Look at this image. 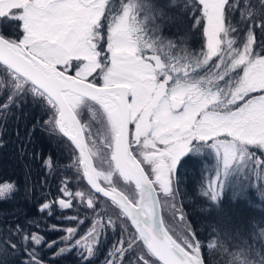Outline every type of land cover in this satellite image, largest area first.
<instances>
[{
    "label": "snow or ice",
    "instance_id": "6c2138e0",
    "mask_svg": "<svg viewBox=\"0 0 264 264\" xmlns=\"http://www.w3.org/2000/svg\"><path fill=\"white\" fill-rule=\"evenodd\" d=\"M234 3L192 0L191 7L185 5L172 15L166 7L177 0L152 8L127 3L115 14L106 12L108 0H0V28H13L12 34L0 31V65L10 76L0 86V94L7 93L0 112L7 115L29 94L42 100L48 119L40 127L54 126L79 150L76 163L82 166L87 184L118 209L113 219L103 203L97 207L91 193L73 191L69 180L61 179L59 192L65 198H58L59 209L76 213L63 217L75 219L76 227L51 226L66 233L54 258L75 248L80 264H88L107 240L105 229L110 228L118 238L102 264H203L194 237L182 236L178 241L169 234L157 211L156 193L159 189L175 199L173 177L180 159L211 146L219 157L220 171L207 184L205 194L215 201L228 170L243 161L238 149L243 147L252 156H256L252 148L264 152V39L257 45L251 19L242 39L233 35L238 31L231 23ZM259 4L264 14V0ZM185 12L192 13L191 26L177 42L163 38V26ZM149 21L152 37L145 39ZM258 26L264 37V20ZM193 27L203 37L198 54L189 46ZM164 39L184 55L162 59L157 52ZM90 103L98 106L110 130L106 147L111 150L112 168L126 183H134L135 195L112 186L113 171L92 167L93 153L85 143V135L91 136L90 126L78 119V109ZM255 164L264 165V159L256 156ZM42 166L55 170L50 156ZM101 179L107 188L101 186ZM15 190L12 183L0 184V199ZM172 208L184 220L182 209L175 203ZM38 210L50 216L53 201L44 200ZM101 211L108 215L106 225L97 219ZM89 218L90 226L81 233L79 226ZM8 232L19 236L21 244L5 239L0 264H44L37 253L38 246L45 244L42 235L20 226ZM56 243L50 241L46 247ZM20 247L23 258H18Z\"/></svg>",
    "mask_w": 264,
    "mask_h": 264
},
{
    "label": "trees",
    "instance_id": "16d2710c",
    "mask_svg": "<svg viewBox=\"0 0 264 264\" xmlns=\"http://www.w3.org/2000/svg\"><path fill=\"white\" fill-rule=\"evenodd\" d=\"M122 1L125 6L130 2V0ZM191 2L192 0H177V4L166 7V11L176 15L185 5L191 7ZM196 2L198 3V0ZM131 3L137 5L144 3L142 7L152 8L153 6L165 7L171 4L172 0H149L146 3L145 0H132ZM234 8L231 23L238 31L233 35H236L238 40L242 39L251 19L255 22L254 36L258 45L261 39H264L258 26L260 20H264L259 0H235ZM143 15L144 13L141 12L140 19H143ZM183 16L163 26L161 33L163 38H171L173 42H177V38L192 24L191 12H185ZM146 29H148V35L145 39H151L150 21L146 22ZM0 31L12 34L13 28H0ZM192 32L194 35L189 40V46L192 52L198 54L203 37L195 34V27L192 28ZM157 54L162 59L184 55L179 47L176 49L169 47L167 39H164L163 44L158 45ZM6 74L9 75L5 67L0 65V86L5 84V82L2 84L1 79L6 80L3 78ZM6 98L7 93L0 94V104ZM39 102L41 101L28 95L18 107H11L7 115L0 112V184L12 183L16 186L13 193L0 199V230L4 231L0 233V245L7 239L19 246L21 244L19 236H13L8 230L20 226L28 233L35 232L44 237L45 244L38 246L37 250L44 264H80V257L75 248L66 255L55 258L53 256L59 247L63 246L59 242V237L65 232L51 230V226H57L59 229L76 227L75 219L63 218L74 217L76 213L71 209L64 211L59 209L58 198H65L59 192L60 180L67 178L69 187L73 191L86 189L91 192L97 201L98 208L101 203L104 205L108 202L94 194L84 184L77 166L73 165L76 152L69 141L62 137L54 126L40 127L48 119V115L45 108L39 107ZM34 126L35 130H33ZM49 128L51 131L48 130ZM49 156L52 158L54 171L42 166L43 160ZM188 160L189 158H185L180 163L175 174L177 197L174 203L183 211L184 220L181 221L184 232L194 237L193 242L200 245L199 252L203 263L264 264V183L260 181L264 177L255 179L247 174L245 178L240 179L239 175L235 174L231 180L228 175L226 178L228 184H225L223 179L222 193L213 201L209 195L205 194L207 184L216 175L214 171L211 173L206 171L208 164L211 163L206 158L193 157ZM78 175L79 180H77ZM250 181H254L255 185L252 186ZM230 186H236V188L232 189ZM242 188H245L244 192ZM44 200L53 201V211L50 216L38 210ZM77 203L78 200L73 201V204ZM105 208L115 219L117 211L109 206ZM80 211L90 210L81 209ZM97 219L101 225L108 223V215H105L103 211ZM29 221L32 223H28ZM90 223L91 218L84 220V223L79 226V231L85 232ZM165 225L169 234L176 239L168 221H165ZM188 229L191 231L189 232ZM105 231L107 240L95 259L88 264H102L112 241L118 238V233L114 235L110 228H106ZM50 241H57V243L47 248L46 244ZM23 257L24 251L20 247L18 258Z\"/></svg>",
    "mask_w": 264,
    "mask_h": 264
},
{
    "label": "rangeland",
    "instance_id": "374dc122",
    "mask_svg": "<svg viewBox=\"0 0 264 264\" xmlns=\"http://www.w3.org/2000/svg\"><path fill=\"white\" fill-rule=\"evenodd\" d=\"M131 2H132V0H130L129 3H131ZM124 6L125 5L123 4L122 0H108V6L106 8V12L108 10H112L114 14L120 13V12H122V9ZM3 78H5L6 80L3 81V79H1L2 84H4V82L6 84L9 82L10 76L8 74H6V76H3ZM29 96H31L33 98L32 95L29 94ZM35 99L40 100L39 98H35ZM40 101L41 102L38 103L39 107L45 108V111L47 114L48 110H47L44 102L42 100H40ZM78 111L80 113L79 116L80 117L82 116L84 124L90 126L88 131L91 132V136H88L87 134L85 135V139H86L85 143L87 144L88 149L93 153L92 158H94V160L97 162L98 170L101 172H109V171L114 172L112 165H111V160H110L111 150L108 147H106V144L110 141V135L111 134H110V130L107 126L106 121H104L102 118V113L98 110V106L92 105L90 103L87 106H81V108H79ZM251 151L255 152L257 157L264 159L263 158L264 152H262L261 150L256 149V148H252ZM74 152H76V151L74 150ZM238 153L243 155V161L241 163H237V164L233 165L228 170L226 178L229 175L228 178H231V180H232V178H233V176H235V174H236V176L239 175L240 179L245 178L247 174L252 175L253 177H255V179H260V178L264 177V165L256 166V164H255L256 156H252L249 153V151L247 149H244L243 147L238 149ZM193 157H198L200 159L206 158L207 161L209 160V162L211 164H208L207 169H206L207 172L211 173L214 171L215 172L214 174H217L220 171L219 157L217 156L216 151L211 146H205V147H201V148L195 149L193 151H190L187 155V158H189V160H191ZM77 159H78V154L76 153V156L74 154L73 165L77 166V168H78L77 171L80 173V175L83 179L82 167L77 165V163H76ZM76 166H75V168H76ZM114 173L117 174L116 172H114ZM175 174L173 177V185H174L173 190L174 191H175ZM249 175L247 177H249ZM117 176H118V174H117ZM226 178H224V181H225L224 183L228 184V181ZM260 181H262V183H264V179L263 180L260 179ZM105 183H107V182H105ZM231 183L234 184L235 181L234 182L231 181ZM236 183H237V181H236ZM250 184L253 186V185H255V182L250 181ZM238 187H240V184ZM230 188L233 189V188H236V186H233V187L230 186ZM244 190H245V188H242L243 192H244ZM84 192L86 193V195L91 193V192L87 191L86 189H84ZM164 203H165V206L162 207V210L164 209V211H165L164 216L166 218V221H168V225L171 226V229L173 230V232H172L173 235L176 237V239H178V237L181 238L182 236H188V235H186V233L183 230L182 221L180 219V212L176 211L172 208V204L174 203V199H172L171 197L165 196ZM104 206L108 207L109 203L104 204ZM65 234L66 233L60 234L59 238L63 237ZM187 250L191 254L192 250L191 249H187ZM149 259H153V258L149 257Z\"/></svg>",
    "mask_w": 264,
    "mask_h": 264
},
{
    "label": "flooded vegetation",
    "instance_id": "af4514ba",
    "mask_svg": "<svg viewBox=\"0 0 264 264\" xmlns=\"http://www.w3.org/2000/svg\"><path fill=\"white\" fill-rule=\"evenodd\" d=\"M92 105H95V104H92ZM95 106H97V105H95ZM78 119L84 124V122H83V119H82V116L80 117H78ZM130 127H133L134 128V126H130ZM85 141H86V139H85ZM132 147L133 148H136L137 146L135 145V144H133L132 145ZM187 155L188 154H186L180 161H179V163H178V165L176 166V168H175V170H174V174L176 173V171H177V169H178V167H179V165H180V163L183 161V160H185V158H187ZM92 162H93V166H94V168L96 169V170H98V164H97V162L94 160V158H92ZM145 167L147 168V166L145 165ZM99 171V170H98ZM118 174V173H117ZM117 174H115L114 172H113V176H112V186H114V187H116V189H117V191H119V192H122V193H127V194H130V195H135V193H136V190H135V187H134V184H128V183H126L120 176H119V174H118V176H117ZM99 183L101 184V186L102 187H108L109 185L107 184V183H105L102 179L99 181ZM85 184V183H84ZM86 185V184H85ZM87 188H88V186H86ZM89 189V188H88ZM156 195H157V198H158V200H159V203H160V209H161V216H162V219H164L165 221H166V218H165V216H164V209L162 210V207H164L165 206V203H164V199H165V194L162 192V191H160L159 189H157V193H156ZM92 196L94 197V195L92 194ZM52 201V200H51ZM107 201V200H106ZM108 202V201H107ZM109 203V207L111 208V209H114V210H116L117 212H118V209H116L110 202H108ZM107 209V208H106Z\"/></svg>",
    "mask_w": 264,
    "mask_h": 264
},
{
    "label": "water",
    "instance_id": "95a60500",
    "mask_svg": "<svg viewBox=\"0 0 264 264\" xmlns=\"http://www.w3.org/2000/svg\"><path fill=\"white\" fill-rule=\"evenodd\" d=\"M3 66V65H2ZM5 67V66H4ZM66 139V138H65ZM71 144V143H70ZM72 147L74 148V150L76 151V153L77 154H79V150L78 149H75V147L72 145ZM91 163H92V167L94 168V166H93V162H92V158H91ZM82 167V166H81ZM82 175H83V171H82ZM83 180H84V182L86 183V185L89 187V189L91 190V191H93L94 192V190H92L91 189V186L90 185H88L87 184V181H86V178H84L83 177ZM134 184V183H133ZM119 192V191H118ZM95 193V192H94ZM95 194H97V195H99V196H101V197H103L101 194H99V193H95ZM157 196V195H156ZM103 198H105V197H103ZM105 199H107V198H105ZM158 199V198H157ZM108 200V199H107ZM110 201V200H109ZM159 201V200H158ZM111 202V201H110ZM157 211H158V213H159V215L161 216V210H160V203H158V207H157ZM200 257H201V255H200ZM201 260H202V257H201ZM203 262V261H202ZM204 264V263H203Z\"/></svg>",
    "mask_w": 264,
    "mask_h": 264
}]
</instances>
